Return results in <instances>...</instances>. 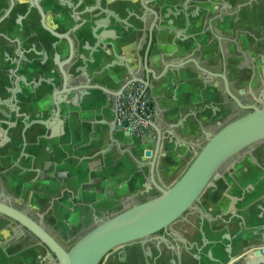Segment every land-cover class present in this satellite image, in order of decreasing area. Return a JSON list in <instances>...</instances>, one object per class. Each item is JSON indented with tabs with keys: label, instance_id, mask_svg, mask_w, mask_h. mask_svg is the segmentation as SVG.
<instances>
[{
	"label": "crops",
	"instance_id": "crops-1",
	"mask_svg": "<svg viewBox=\"0 0 264 264\" xmlns=\"http://www.w3.org/2000/svg\"><path fill=\"white\" fill-rule=\"evenodd\" d=\"M196 8L198 14L191 18L189 32L183 34L185 42L180 43L175 41L174 35L156 31L148 53L149 68L155 72L161 70L163 59H169L166 55L177 50L182 52L181 57L199 60L200 67L216 75L209 78L190 63L182 72L185 77L152 80L151 89L147 90L150 102H153V121L158 128L164 132L168 121L177 125L173 130L177 144L167 148L164 140L161 144L163 152L156 165V179L165 186L179 176L205 143L204 132L213 133L231 120L227 113L228 97L217 75L225 72L231 90L238 93L244 84L238 81L239 70L249 72L255 62L250 63L246 58L254 57L255 52L264 49V0H194L188 5L192 13ZM205 27L209 29L204 32ZM115 33L121 36L120 43H115L117 53L132 59V64L141 65L148 37L145 27L127 33L116 28ZM74 36H78L81 45L91 41L78 30ZM36 53H41L42 58L49 50L39 48ZM44 77L47 79L49 74ZM246 83L252 84L251 81ZM33 96L30 93L34 101L43 99ZM77 100V105L69 110L62 103L52 138L41 141L28 133L22 141L18 130L7 132L5 138L0 136V189L3 195L13 198L18 206H28L31 212L45 213L44 225L51 227V232L64 247H70L91 227L90 204L99 205L96 208L100 213L107 205L115 212L129 204L124 200L126 197L144 193L138 197L142 201L157 194L155 189L145 192L141 180L133 185L130 179L136 166L130 152L148 161L143 158V148L153 149L154 142H147L133 151L131 139L120 135L110 141L106 126L100 123L104 118L100 109L89 108L80 98ZM22 112L23 108L19 109V113ZM54 197L58 200L52 203ZM242 206V203L237 204L238 213ZM254 211L249 210L248 214L253 215ZM217 213L222 218L227 216L222 211ZM248 214L244 213L245 216ZM16 229L12 220L0 215V264H42L43 247L37 239L14 238ZM207 229L212 241L224 235L231 238L239 230L234 223L222 225L218 221H208ZM186 242L190 244L191 239ZM153 244H132L121 256H113L115 251L109 253L104 264H143L148 255L146 251L153 250ZM210 248L215 252L213 245ZM177 264L192 263L184 258Z\"/></svg>",
	"mask_w": 264,
	"mask_h": 264
},
{
	"label": "water",
	"instance_id": "water-1",
	"mask_svg": "<svg viewBox=\"0 0 264 264\" xmlns=\"http://www.w3.org/2000/svg\"><path fill=\"white\" fill-rule=\"evenodd\" d=\"M191 1L193 0H113L112 6L116 10L101 7L98 0L91 5H84L81 10L84 17H81L80 23L75 27L68 25L67 33H77V30L84 32L91 40L89 47L74 46L68 38L64 48L58 50L62 56V61L59 62L53 43L48 49V55L41 58V53H34L30 76H13L10 69H6L3 77H0V136H6L12 129L18 130L22 141H25V135L28 133H33L36 139L41 141L52 138L62 103L69 110L77 105V99L80 98L84 106H96L100 109L104 115L100 123L106 126L110 141L121 135L131 139L130 148L133 151L138 146L144 147L148 142L146 136L135 135L124 128L126 122L118 124L116 121L117 102L124 95L127 86L137 82L143 84L147 91L151 89L152 80L158 81L162 77H185L182 72L190 63L208 76H214L199 66V60L189 56L181 57L182 52L177 50L171 55H166L168 60L161 61L163 66L160 71L155 72L148 65L152 32L174 35L175 41L180 43L186 41L183 34L189 32L191 18L198 14V11H188L187 6ZM178 21L181 23L174 25ZM144 27L148 43L142 55V64L134 65L132 59L124 58L116 51L115 43H120L121 40V36L115 33L116 28L127 33ZM77 40L80 42V39ZM57 44H60L59 40ZM138 55L140 56L139 53ZM44 74H49L48 79ZM30 93L33 97L43 99L34 101ZM12 103L16 105V109ZM237 103L240 104L239 101ZM248 107L252 109L250 112L228 121L217 131L204 132L205 143L168 186L157 181L156 165L163 152L162 142L167 141V148H170L171 144H177V136L173 133L177 125L168 121L165 123V131L162 132L152 120L150 126L155 132L154 147L143 148V158L148 161L129 151L136 164L130 179L133 185L141 180L145 192L155 189L157 194L142 201H134L129 196L127 200L131 201L121 210L114 212L107 205L104 207L106 213L101 216H98L97 211H93L91 227L68 249L43 226V213H37L38 218L33 219L26 211L0 199V215L15 222L17 229L26 230L35 236L39 243L46 247V256L52 259L53 264H104L109 253L115 251L113 256L124 255L128 246L142 245L156 238L159 230L166 229L177 219L183 218L186 211L195 208L203 192L215 186L223 167L228 170L234 168L241 153L264 141V106ZM21 108L23 112L19 113ZM150 108L153 110V102H150ZM31 111L34 112L32 116ZM133 136L139 142H135ZM92 206L90 204V207ZM230 208L235 216L234 202ZM110 209L112 211L109 212ZM223 222L230 223L231 218ZM253 238L251 233L245 234L239 230L231 238L224 235L212 241L216 250L214 252L210 248L207 253L210 256L211 253L217 254L218 259H212L216 263L220 260L221 264H264V244L247 243ZM232 240L240 250V256L236 258L231 257L228 249ZM196 249L198 250V246ZM197 252L199 253V250Z\"/></svg>",
	"mask_w": 264,
	"mask_h": 264
},
{
	"label": "flooded vegetation",
	"instance_id": "flooded-vegetation-1",
	"mask_svg": "<svg viewBox=\"0 0 264 264\" xmlns=\"http://www.w3.org/2000/svg\"><path fill=\"white\" fill-rule=\"evenodd\" d=\"M98 1L101 2V7L115 9L112 6L113 0ZM93 2L95 0H0V77H3L6 69H10L13 76H28L32 71V60L37 49L42 48L43 50H47L53 43L57 49L58 61L61 62L62 56L58 50L65 46L68 38L72 40L74 46L80 44L74 36L75 33H67L68 25H73L74 27L78 25L81 17H84L81 15L83 6L87 4L91 5ZM193 2L194 0L189 5ZM188 11L190 10L188 9ZM196 11H199V9L196 8ZM208 29L209 27H205L203 31L205 32ZM154 33L152 32L151 36V47ZM58 40L60 44H57ZM147 43L148 37L144 51ZM89 45V42H84L82 46L89 47ZM142 55L140 64H142ZM246 59L250 63L252 61L255 62L253 69L249 72L239 70L238 81H243L244 84L238 93L231 90V83L225 72L222 71L219 74L220 76L217 75L222 80L225 93L228 97L227 113L231 120L250 112L252 109L248 106H264V49L255 52L254 57L248 56ZM214 77L215 75L209 76V78ZM248 81L252 83L250 86L246 83ZM231 96L235 97L241 105ZM13 106L16 109V105L13 104ZM3 193L0 189L1 200H5V202L17 209L26 211L33 219L38 218L37 213H43L38 211L31 212L28 206H18L13 198L6 197ZM257 193H264V141L255 144L252 148H248L246 152L241 153V156L234 164V168L228 170L226 167H223L221 169V177L215 181V186L209 187L203 192L199 201L196 202L195 208L186 211L183 218L177 219L166 229L159 230L156 238L147 241L154 243L153 250L146 251L148 255L144 258L143 264H177L179 260L183 261L184 258L188 259L192 264H221L220 260L219 263H216L212 259L215 258L217 260V254H214V257H209L206 254L213 245L210 242L213 239L210 238L207 229L208 221H218L222 225L234 223L245 234L251 233L254 236L247 243L254 245L257 242H263L264 244V232L262 230L264 229V195L256 196ZM142 194L139 195L138 193L131 196V198L134 201H141L138 197ZM56 200H58V197H54L52 203ZM124 200L128 203L131 201L127 200V197ZM233 202L236 209L235 216H233L230 210ZM75 203L79 202L76 201ZM238 203H242L243 205L242 211H240L241 214L237 212ZM90 208L92 210L91 222H89L91 226L93 223V211L96 212L97 209L94 205ZM214 209L217 211H212ZM254 209V214L249 215V210ZM112 210L110 209L109 212ZM219 211L227 213V216L225 218L220 217L217 213ZM103 213L105 214L106 211L103 210L101 213L97 211L98 216L103 215ZM244 213L248 215L245 216ZM44 216L45 213H43L42 221ZM240 217L243 219H240ZM230 218V223L223 222ZM42 223L48 232L53 235L51 227H46L44 222ZM243 228H248L249 230L243 231ZM20 236L37 239L26 230L16 229L14 238H20ZM53 236L55 237V235ZM188 238L191 239L190 244L186 242ZM197 240H199V243H197ZM224 242L228 243L225 239ZM232 242L233 240L230 241L229 245L231 246L228 249L231 257L235 256L233 258H236L240 256V250L239 246ZM197 246L199 253L196 249ZM41 247L44 250L41 253L42 264H50V262L53 264L52 259L46 256V247L43 245ZM64 248L68 249L69 247ZM248 256L250 257V255ZM223 258L228 263V260L225 257ZM230 264H233V262Z\"/></svg>",
	"mask_w": 264,
	"mask_h": 264
},
{
	"label": "built area",
	"instance_id": "built-area-1",
	"mask_svg": "<svg viewBox=\"0 0 264 264\" xmlns=\"http://www.w3.org/2000/svg\"><path fill=\"white\" fill-rule=\"evenodd\" d=\"M154 115L144 85L137 82L130 83L117 102V123L126 122L125 129L135 135L146 136L148 142H154L155 133L150 126Z\"/></svg>",
	"mask_w": 264,
	"mask_h": 264
},
{
	"label": "rangeland",
	"instance_id": "rangeland-1",
	"mask_svg": "<svg viewBox=\"0 0 264 264\" xmlns=\"http://www.w3.org/2000/svg\"><path fill=\"white\" fill-rule=\"evenodd\" d=\"M190 161H191V160H190ZM190 161H189V162H190ZM189 162H188V163H189ZM188 163H187V164H188ZM187 164H186V166H187ZM186 166H185V167H186ZM185 167L182 169V171L185 169ZM182 171H181V172H182ZM180 174H181V173H180ZM180 174H179V175H180Z\"/></svg>",
	"mask_w": 264,
	"mask_h": 264
}]
</instances>
